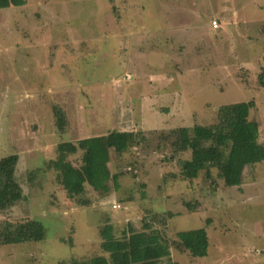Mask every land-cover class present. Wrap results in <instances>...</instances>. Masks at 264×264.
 <instances>
[{"label":"rangeland","instance_id":"374dc122","mask_svg":"<svg viewBox=\"0 0 264 264\" xmlns=\"http://www.w3.org/2000/svg\"><path fill=\"white\" fill-rule=\"evenodd\" d=\"M41 1L0 9V158L18 156L24 196L0 209V264H113L101 247L108 223L116 239L158 234L169 254L156 264H264V161L238 186L215 168L187 179L190 152L174 153L170 133L251 100L264 145V0ZM109 132L142 137L111 149L117 186L70 197L49 164L57 145ZM81 156L67 160L80 166ZM31 219L44 239L2 242L6 225ZM196 228L208 237L204 257L177 243Z\"/></svg>","mask_w":264,"mask_h":264},{"label":"trees","instance_id":"16d2710c","mask_svg":"<svg viewBox=\"0 0 264 264\" xmlns=\"http://www.w3.org/2000/svg\"><path fill=\"white\" fill-rule=\"evenodd\" d=\"M26 0H0V8L22 6ZM264 86V83L263 85ZM254 103L251 100L223 104L218 107L216 120L209 125L195 124L180 127L170 133L178 136L173 143L174 153L189 151V159L181 162L180 174L196 178L200 171L218 170L226 186L242 183L245 167L264 161V145L259 142V126L250 119ZM139 135L128 132H109L106 135L80 138L75 142L64 141L57 145V157L49 162L56 171L57 183L70 197L85 191L86 185L94 191L109 193V181L117 186V174L110 172L108 163L111 149L125 150L139 144ZM127 146V147H126ZM82 152L81 165L75 166L67 156ZM16 154L0 158V209L11 207L23 199L20 184L15 178ZM44 225L34 219L11 228L6 225L1 234L3 243L38 241L45 237ZM101 247L109 253L113 264H156L169 254L168 246L155 232L132 231L123 239L112 234L111 224L101 229ZM177 243L192 257H204L208 250L205 229L196 228L177 232ZM103 258L92 261L74 260L71 264H109Z\"/></svg>","mask_w":264,"mask_h":264},{"label":"built area","instance_id":"2783aa9c","mask_svg":"<svg viewBox=\"0 0 264 264\" xmlns=\"http://www.w3.org/2000/svg\"><path fill=\"white\" fill-rule=\"evenodd\" d=\"M211 26L213 27V28H217L218 27V23H217V21L216 20H213L212 22H211ZM113 208H117V207H120V205L119 204H117V203H113V206H112Z\"/></svg>","mask_w":264,"mask_h":264},{"label":"crops","instance_id":"0c3cea01","mask_svg":"<svg viewBox=\"0 0 264 264\" xmlns=\"http://www.w3.org/2000/svg\"><path fill=\"white\" fill-rule=\"evenodd\" d=\"M43 1H47V0H42L41 2L43 3ZM28 2H29V0H26V3L25 4H28ZM25 4L23 5V6H25ZM17 7V6H16ZM19 7V6H18ZM7 8H11V6H9V7H6V8H0V9H7ZM214 29H216V28H214ZM114 203H115V201H113ZM112 202V203H113ZM112 207V206H111ZM113 208V207H112ZM113 209H116V208H113Z\"/></svg>","mask_w":264,"mask_h":264}]
</instances>
